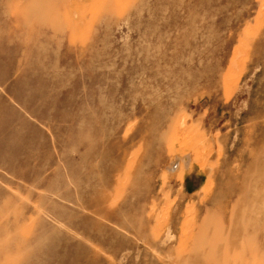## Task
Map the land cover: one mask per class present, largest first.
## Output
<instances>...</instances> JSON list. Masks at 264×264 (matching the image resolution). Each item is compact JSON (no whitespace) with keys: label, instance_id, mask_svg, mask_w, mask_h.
<instances>
[{"label":"rangeland","instance_id":"obj_1","mask_svg":"<svg viewBox=\"0 0 264 264\" xmlns=\"http://www.w3.org/2000/svg\"><path fill=\"white\" fill-rule=\"evenodd\" d=\"M0 34V264H264V180L251 256L216 221L221 140L262 134L264 0H0Z\"/></svg>","mask_w":264,"mask_h":264},{"label":"bare ground","instance_id":"obj_2","mask_svg":"<svg viewBox=\"0 0 264 264\" xmlns=\"http://www.w3.org/2000/svg\"><path fill=\"white\" fill-rule=\"evenodd\" d=\"M246 45L247 46L245 50L242 48L236 49L233 57V67L238 71V75L235 81V96H237V94H242L243 90L241 91L240 89L239 81L243 73L247 74L248 60H243L242 56L245 54V52L247 55L250 54L251 43L248 42ZM257 98L258 97H254L253 99L250 98L251 106H254V108L249 112L255 113L256 115L264 113V97L261 95L259 100H257ZM223 105L224 103H222V106ZM259 125H261L260 128H262L261 135H255L254 137H251V139H244L243 137L241 138V135H238L237 139L233 142L230 149L228 148L229 150L227 149L226 141L224 138L221 140L220 144V151L218 153V183L220 186L218 192V200L220 203L218 207L219 216L216 214L218 216L216 221L220 234L223 236H228L226 237L228 239L226 240L225 244H223V247H228V251H230V254H234L236 252L237 254H241L242 251L247 253L248 255L251 254L250 246H248V249L246 251V247H244V245H242L241 243L240 246L235 240V237L238 234L237 230L240 218L243 219V215H245L244 217H250L253 213L252 206H247V208H244L245 205L243 204L245 202H253L254 200L256 201L257 199H259V191L256 192L254 190L255 187H252L253 184H256V182L260 179L264 180V121ZM239 143L242 144L241 147L251 148L248 149L249 151H246V153L245 150L243 151L241 150V148L236 147V144ZM255 145H258L259 147H252ZM236 156L239 157V160L237 158L235 162L234 160L232 161V159H234V157ZM205 246V253H208L209 246L208 244H206ZM245 259L243 261H245ZM232 264H238V259H234Z\"/></svg>","mask_w":264,"mask_h":264},{"label":"crops","instance_id":"obj_3","mask_svg":"<svg viewBox=\"0 0 264 264\" xmlns=\"http://www.w3.org/2000/svg\"><path fill=\"white\" fill-rule=\"evenodd\" d=\"M8 18V20L10 19V17L8 16L7 17ZM7 40V37H6V35H2V34H0V41H6ZM4 57V56H3Z\"/></svg>","mask_w":264,"mask_h":264}]
</instances>
